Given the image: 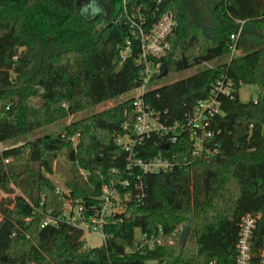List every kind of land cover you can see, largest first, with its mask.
I'll use <instances>...</instances> for the list:
<instances>
[{
	"label": "trees",
	"instance_id": "16d2710c",
	"mask_svg": "<svg viewBox=\"0 0 264 264\" xmlns=\"http://www.w3.org/2000/svg\"><path fill=\"white\" fill-rule=\"evenodd\" d=\"M108 1L106 17L87 18L79 0H0V142L20 139L140 86L139 40L122 10L123 0ZM200 1L206 12L197 15L187 0H128L129 14L141 8L148 27L166 11L177 16L171 50L161 60L166 74L155 78L229 55L240 21L241 36L264 27V0ZM241 36L238 50L244 46ZM127 41L132 52L124 56ZM219 79L230 81L232 92L218 95L224 115L210 126L218 153L190 159L188 170L143 174L128 169V153L116 139L127 133L126 122L133 123L126 115L133 108L130 100L73 121L55 137L44 135L0 151V264H144L150 259L235 264L247 216L256 220L251 240L256 262L264 246V46L158 86L145 100L163 123L184 124ZM243 84L260 91L256 102L241 101ZM165 145L154 135L135 152L144 160L191 156L186 135ZM61 154L72 166L68 192L58 191L48 176ZM137 176L144 185L142 200L136 198ZM126 179L131 181L127 187L121 185ZM112 183L121 196L130 194L131 202L105 227L106 244L86 247L83 230L60 221L65 205L82 206L80 215L88 219L103 186ZM14 189L19 191L14 200L1 194ZM50 218L58 224L42 227ZM183 226L190 234L182 248L175 233ZM160 229L162 246L146 254L126 252L135 248L136 230L157 235Z\"/></svg>",
	"mask_w": 264,
	"mask_h": 264
},
{
	"label": "built area",
	"instance_id": "2783aa9c",
	"mask_svg": "<svg viewBox=\"0 0 264 264\" xmlns=\"http://www.w3.org/2000/svg\"><path fill=\"white\" fill-rule=\"evenodd\" d=\"M122 10L130 22L131 28L135 31L137 40H139L138 62L143 67V74L141 76L140 86L128 92L129 96L127 100L132 102L133 108L131 111L126 112V115L133 119V123H129V121L125 123L123 128L127 130V133L125 135H119L116 143L122 146L128 153L127 167L129 170L133 171L137 169L143 174H159L171 172L175 169L188 170V166L192 162L190 159H195L202 155L211 157L218 153L217 143L213 142L214 133L210 129V126L216 116L224 115L221 102L217 97L219 94L231 95V82L226 83L223 79L217 80L210 92V96L197 102L193 113L189 116L186 123H163L160 120L159 114L147 104L145 96L152 89L158 87L156 83L159 79L155 77L163 73L164 69L161 60L171 50L170 39L178 27L177 16L174 11H166L155 23L148 27L147 20L141 12V8H136L130 15L128 12V0H123ZM239 23L241 24L240 28L236 33L231 35L232 47L230 54L232 55L238 52L237 44L243 31L244 21H240ZM131 52V41H127L122 54L129 56ZM259 93L260 91L258 90L256 97L252 99L253 101H257ZM154 135L164 140L166 146L176 143L181 136L186 135L192 143L191 156L182 158L180 157L181 155L173 154L171 156H164L160 154L147 160L138 157L135 152L136 148L143 146L145 139ZM77 137L75 136L72 139L74 144H76ZM129 175L135 179L133 174ZM137 179L134 183L138 191L136 198L142 200L145 196L144 185L140 180V176H137ZM130 184V179H126L121 183L125 187ZM97 200L99 203L93 207L94 213L88 219H84L80 215V211L83 210L82 206H74L77 207V215L71 211L69 217L66 219L64 213L60 221L73 224V226L82 229L84 233L89 232L99 235L103 239V244L95 247H101L106 244L107 235L105 227L114 222L116 214L124 212L127 202H131V198L130 194L121 196L120 192L114 187V183H112V185L103 186L102 193ZM49 224H58V220L46 219L42 223V227ZM255 228V219L250 216L243 219L235 264H264V246L259 251L257 261L255 262L253 260L255 255L252 251L251 240ZM163 234L162 229L159 230L157 235H149L148 233L136 230L135 248L133 250H127L126 252H141L146 254L147 252L154 251L164 244ZM84 236L85 234L82 238L83 241H85ZM85 244L86 247H91L86 241ZM144 264H166V262H161L158 259H150ZM208 264L224 263L214 260Z\"/></svg>",
	"mask_w": 264,
	"mask_h": 264
},
{
	"label": "rangeland",
	"instance_id": "374dc122",
	"mask_svg": "<svg viewBox=\"0 0 264 264\" xmlns=\"http://www.w3.org/2000/svg\"><path fill=\"white\" fill-rule=\"evenodd\" d=\"M188 4L192 7L191 9L198 15V14H203L206 12V8L205 5L200 1V0H187ZM79 8L82 11L83 15L87 18H92L95 15L99 14V15H103V16H107L109 14V10H110V4L108 0H79L78 2ZM257 35V36H256ZM255 37H259L261 38V40H257L256 41H252V38ZM251 38V39H250ZM243 43V47L241 49L238 50V52L236 54H229L226 55L222 58H219L218 60H214L212 62L209 63H204L201 64L199 66H196L194 68L188 69L186 71L177 73L175 75L169 76V77H162L158 80V82L156 83L158 86L161 85H165V84H171L174 83L176 81L188 78L190 76L195 75L196 73L200 72L203 69H207V68H212L217 66L218 64H223V63H227L229 60H231V58L233 57H237L240 55H243L244 53L253 51L255 49L258 48H262L264 46V27L262 30H254V29H247L246 30V34L241 36L240 39ZM257 87L254 85H242L239 91V96L241 101L243 102H248L249 100H252L256 97L257 95ZM129 94L126 93L124 95H121L120 97L107 101L105 103H102L98 106H95L89 110L83 111L77 115H73L68 117L65 120L56 122L52 125H49L47 127L41 128L39 130H36L20 139L17 140H10L8 142H0V151L8 148V147H15V146H20L22 144L28 143L30 141H33L39 137H42L44 135H51V136H57L58 134H60L61 132H63L64 128L66 125H68L69 123L73 122V121H77L80 119H83L84 117L87 116H91L94 113L100 112L102 110H106L109 109L111 107H113L114 105L120 104L124 101H126L128 99ZM0 107H1V102H0ZM77 143V142H76ZM61 161L62 163H64L66 165V167L69 169L72 167L71 164L65 159L64 155L61 154L58 159L56 161ZM56 161L54 162L53 165V170L55 168V164ZM82 174H85V171H80ZM50 177V179L52 180V182L56 185V189L60 192H68V189L66 187V179L57 174L54 171L53 175H48ZM19 193L18 189H14V191H7V192H2V196L3 197H8L11 200H14L16 194ZM73 206V205H72ZM71 204L67 203L65 205V218L67 219L71 213V211L74 212L75 215H77V207H72ZM3 209V203L0 201V213L2 212ZM183 227H180L175 233L176 239L179 240L181 231H182ZM84 239L87 242V244L91 247H95V246H100L103 244V239L97 235V234H93V233H84ZM171 244L175 243L174 239H171L169 241Z\"/></svg>",
	"mask_w": 264,
	"mask_h": 264
},
{
	"label": "water",
	"instance_id": "95a60500",
	"mask_svg": "<svg viewBox=\"0 0 264 264\" xmlns=\"http://www.w3.org/2000/svg\"><path fill=\"white\" fill-rule=\"evenodd\" d=\"M166 74V69L163 70L162 76H164ZM167 146L165 145L163 148H166ZM54 171L63 176L66 181L70 182L71 181V175H70V171L69 169L66 167V165L64 163H62L61 161H56L55 164V168ZM130 202H127V204H129ZM190 234V227L188 226H183L180 237H179V244L180 246L183 248L188 240Z\"/></svg>",
	"mask_w": 264,
	"mask_h": 264
}]
</instances>
